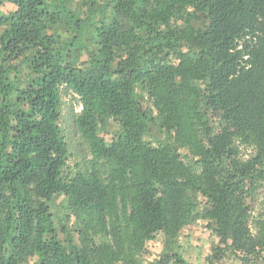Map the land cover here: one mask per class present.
Instances as JSON below:
<instances>
[{
  "label": "trees",
  "instance_id": "16d2710c",
  "mask_svg": "<svg viewBox=\"0 0 264 264\" xmlns=\"http://www.w3.org/2000/svg\"><path fill=\"white\" fill-rule=\"evenodd\" d=\"M5 4L0 264H144L159 235L149 264H189L178 237L196 219L215 224L220 251L261 263L246 185L264 180V0ZM67 95L88 149L73 164Z\"/></svg>",
  "mask_w": 264,
  "mask_h": 264
},
{
  "label": "rangeland",
  "instance_id": "374dc122",
  "mask_svg": "<svg viewBox=\"0 0 264 264\" xmlns=\"http://www.w3.org/2000/svg\"><path fill=\"white\" fill-rule=\"evenodd\" d=\"M77 4L78 1H75V5ZM10 9L9 5L6 4L0 6V10L3 12H7ZM64 102L66 106L63 111V124L65 126L67 140L71 146V151L75 154V157L71 158L70 163L83 162L88 155V149L78 138L76 131L70 129L72 121L68 118L71 116V107L75 111H79L81 107L72 95L65 96ZM143 104L144 107H151L147 100L143 101ZM212 120L214 121V119ZM112 125L116 128L118 127L114 122H112ZM112 125L109 126L110 129H113L111 128ZM163 137V132L160 131L158 125L152 123L147 139L154 144H158L163 140ZM241 150V157L244 159L253 153L251 148L241 147ZM182 152L187 153L185 149H182ZM246 194L248 205L252 208V218L254 220L259 217L264 218V180L261 178L254 184L248 182L246 185ZM61 200L62 198L58 199V209H61ZM200 200H204V198ZM252 224L254 223L252 222ZM178 244L179 252L189 264H209V258H212L215 264H244L239 256L232 253V251L227 250L222 252L218 249L220 243L215 231V224L209 220L196 219L193 223L185 226L179 234ZM145 248L146 250L142 255V261L144 264H149L159 257V253L163 249V237L159 235L154 240L148 241ZM260 262L259 264H264V257L260 259Z\"/></svg>",
  "mask_w": 264,
  "mask_h": 264
}]
</instances>
